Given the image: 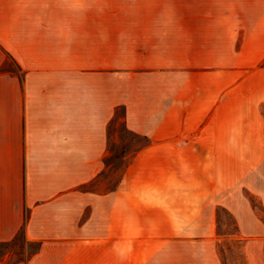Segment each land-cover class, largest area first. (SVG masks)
<instances>
[{"label":"crops","instance_id":"0c3cea01","mask_svg":"<svg viewBox=\"0 0 264 264\" xmlns=\"http://www.w3.org/2000/svg\"><path fill=\"white\" fill-rule=\"evenodd\" d=\"M172 36L182 53L168 65ZM122 52L157 60L138 80L189 82L128 88ZM262 104L264 0H0V245L38 247L0 250V264H134L182 234L207 248L218 208L248 264H264ZM118 106L150 140L119 184Z\"/></svg>","mask_w":264,"mask_h":264},{"label":"rangeland","instance_id":"374dc122","mask_svg":"<svg viewBox=\"0 0 264 264\" xmlns=\"http://www.w3.org/2000/svg\"><path fill=\"white\" fill-rule=\"evenodd\" d=\"M196 41L203 39V35L195 37ZM172 48L163 52V58L159 61H164L172 65L179 59L180 43L177 41L176 36H172ZM201 44V42H196ZM150 51L145 52V56ZM122 54H118L115 59L118 83L128 86L132 83L142 84H162V82H189L190 75L188 70H162L164 73L156 75L155 79H141L137 75V70H152L150 67L157 65V60L154 58H126ZM154 54V53H153ZM107 60H102V64ZM161 65V64H160ZM9 66L14 68L13 63L10 61ZM137 67V68H136ZM129 70H136L129 73ZM156 70V69H155ZM12 71V70H11ZM197 72L196 77L201 78L199 81L206 82L204 79L205 72L209 70H191ZM136 80H135V79ZM236 80V76L230 75L229 82ZM118 93H125L124 91H118ZM261 111L264 116V104L261 105ZM125 108L124 106H118L117 113V138H116V163H117V183L119 184L123 172L134 158L137 153L145 146L150 144L148 137L138 134L130 130L125 120ZM254 205L259 207L260 217L264 221L263 209L254 201ZM217 216V241L214 246L205 248L192 246L189 243V236L178 235L171 240H165L160 246L154 250L153 245L144 247L139 252H134V264H248L245 255L243 254V242L237 237V225L234 218L223 208L216 210ZM151 237V236H150ZM35 244H26L23 238L20 236L13 243L0 245V250L12 253V259L27 260V258L36 250ZM213 249V252L210 251Z\"/></svg>","mask_w":264,"mask_h":264},{"label":"trees","instance_id":"16d2710c","mask_svg":"<svg viewBox=\"0 0 264 264\" xmlns=\"http://www.w3.org/2000/svg\"><path fill=\"white\" fill-rule=\"evenodd\" d=\"M8 61L10 62V61H11V59L9 58V59H8ZM36 250H38V247L36 248ZM36 250H35V251H36Z\"/></svg>","mask_w":264,"mask_h":264}]
</instances>
